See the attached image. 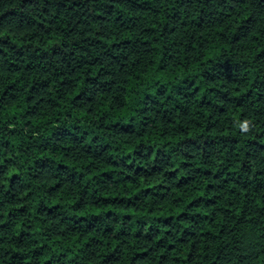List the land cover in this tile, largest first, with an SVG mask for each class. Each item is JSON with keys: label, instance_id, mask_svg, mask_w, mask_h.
<instances>
[{"label": "trees", "instance_id": "1", "mask_svg": "<svg viewBox=\"0 0 264 264\" xmlns=\"http://www.w3.org/2000/svg\"><path fill=\"white\" fill-rule=\"evenodd\" d=\"M0 264H264V0H0Z\"/></svg>", "mask_w": 264, "mask_h": 264}]
</instances>
